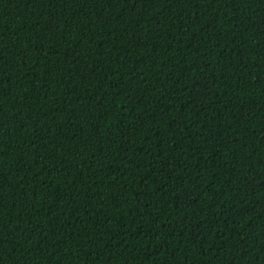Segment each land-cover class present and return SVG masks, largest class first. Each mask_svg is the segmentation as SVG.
Returning a JSON list of instances; mask_svg holds the SVG:
<instances>
[{"label": "trees", "instance_id": "1", "mask_svg": "<svg viewBox=\"0 0 264 264\" xmlns=\"http://www.w3.org/2000/svg\"><path fill=\"white\" fill-rule=\"evenodd\" d=\"M0 264H264V0H0Z\"/></svg>", "mask_w": 264, "mask_h": 264}]
</instances>
